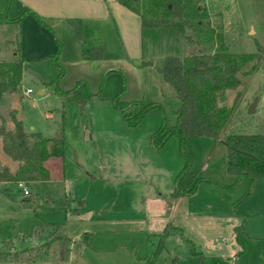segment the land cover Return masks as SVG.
Listing matches in <instances>:
<instances>
[{
  "label": "rangeland",
  "instance_id": "obj_1",
  "mask_svg": "<svg viewBox=\"0 0 264 264\" xmlns=\"http://www.w3.org/2000/svg\"><path fill=\"white\" fill-rule=\"evenodd\" d=\"M196 1L207 8L204 20L223 36V44L209 53L224 46L232 53L261 49L264 56V0ZM57 31L49 33L55 46L43 40V52H36L40 58L24 62L19 91L0 96V114L5 115H0V128L14 129L16 117L23 132L53 137L63 122L69 145L62 156L45 161L49 180L39 187L27 182L30 195H23L17 182L0 186V240L22 241L44 222H63L74 243L65 257L50 248L35 260L12 256L0 264H147L149 235L163 232L167 224L181 232L166 239L156 264H172L175 256L184 264H215L216 258L221 264H264V175L254 181L244 176L234 184L236 178L226 169V145L206 136L182 140L174 133L162 147H153L150 135L176 123L181 102L176 89L157 67L140 61L120 65L118 72H101L99 66L84 63L72 25L65 23ZM155 32L165 34L168 53L182 55L185 67L204 65L205 58L188 54L193 49L200 53L195 44L174 27ZM20 33L19 26L0 25V58L12 59L8 41L13 38L19 47ZM144 37L145 57L156 54L147 31ZM55 54L58 59L50 56ZM263 64L257 58L246 63L238 73L239 86L223 93L221 104L229 107L242 94L236 131L256 133L264 119ZM119 96L156 106L130 126L114 104ZM254 102L255 112L249 114ZM0 161L13 169L19 164L4 151L2 137ZM187 161L201 181L193 193L176 195V177ZM242 225L238 235L236 227ZM84 232L91 234L90 243L79 247Z\"/></svg>",
  "mask_w": 264,
  "mask_h": 264
},
{
  "label": "trees",
  "instance_id": "obj_2",
  "mask_svg": "<svg viewBox=\"0 0 264 264\" xmlns=\"http://www.w3.org/2000/svg\"><path fill=\"white\" fill-rule=\"evenodd\" d=\"M13 0H8L6 9L0 13V25L18 22L26 13L33 14L43 25L53 30L44 18L35 11L27 9L18 18H9V10ZM121 4L136 12L145 27H174L187 41L195 44L200 51L199 56L205 58L202 66L185 67L180 55H168L164 65L159 68L166 82L175 89L181 105L176 110V123L171 128L162 126L151 135L154 147H162L174 133H179L182 140L188 136H206L215 143L222 141L227 148L226 169L236 178V184L244 176L264 175V119L259 123L256 133L239 132L233 129L237 108L242 94L238 93L231 107L221 104V98L228 89L240 84L239 71L244 65L257 58L264 60L262 50L253 53H232L224 46L209 53L217 43L223 44V36L216 28L204 19L208 16L207 8L202 9L196 0H118ZM79 36L82 34V22L71 18ZM59 53V52H58ZM58 59V54L50 55ZM87 59L102 58V45L98 42L86 49ZM264 65V64H263ZM23 76V60H0V95L3 92L19 91ZM114 104L123 113L127 125H137L142 117L156 106L144 105L140 100L123 101L121 97L114 99ZM14 129L0 128L4 151L19 162L13 173L8 165L0 161V184L18 181L39 183L50 179V170L45 161L53 156H62L65 152V128L60 124L56 134L47 138L40 132L27 134L22 122L14 117ZM201 181L197 172L191 170L187 161L184 169L176 177L174 194H191ZM245 223V221H244ZM244 225L236 227L239 235ZM181 229L167 224L163 232L149 235L151 251L147 256V264H156L160 253L165 248L166 239L173 232ZM91 234L84 232L77 245L90 243ZM74 240L67 233L66 223L44 222L42 229L32 235H23L22 241L16 238L0 240V261L8 257L18 260H35L41 252L50 248L63 251L69 250ZM203 257L202 252H196ZM202 259V258H201ZM215 264L222 261L215 259ZM172 264H184L178 256Z\"/></svg>",
  "mask_w": 264,
  "mask_h": 264
},
{
  "label": "crops",
  "instance_id": "obj_3",
  "mask_svg": "<svg viewBox=\"0 0 264 264\" xmlns=\"http://www.w3.org/2000/svg\"><path fill=\"white\" fill-rule=\"evenodd\" d=\"M7 3L8 0H0V13L4 12ZM27 9H30L40 14L44 18L45 22L48 23L53 30L43 25L31 13H26L18 22L6 23L5 25H7L8 27H20L21 33L19 47H14L13 43L15 40H13V38L9 39L8 44L12 49V59L1 57L0 60L9 61L15 59H22L24 64V62H26L27 60L40 58L39 53L37 54L36 52H43V40H45V42H47L48 46H50L51 48L55 46L56 44H54L53 37L49 36V33H52L51 31H53L54 33L58 32V26L63 27L65 23L72 25L69 22V19L71 18H78L82 22L81 36L78 35L74 26H72L74 28L75 35L78 39L77 41H79V44H77L78 42H76L75 45L83 51V57L85 59L84 63L99 66L101 68V72H118L119 70H122V67L120 65L128 64L130 66L132 65L131 63H134V61H140L142 62L141 65L149 64L150 67L154 66L159 69L164 65V60L166 56L174 55L168 53L166 49V42L162 41L165 34L163 33L164 35H160L159 32H155L160 31L164 27L143 26L140 16L136 12L121 4L118 0H13L8 16L12 19L18 18ZM145 31H147V36L151 41L152 50H155L158 54H155L154 52L153 55L145 57V54L143 52V47L145 43ZM155 35L158 36L159 39H156V45V42H154ZM56 41L60 43L58 38L56 39ZM98 42L102 45V58L87 59L85 57L86 49L93 45H96ZM139 50L140 54H138ZM194 50L195 49L188 51V54L193 56H199V54L196 53V51ZM0 54H2L1 46ZM3 54L6 55L7 52H4ZM144 58H148V60L144 61ZM157 58L158 61H154ZM184 61L185 59H183V62ZM143 69L144 68H142V70ZM29 89L31 88H28L26 90V93ZM43 91L44 90L41 89V92ZM180 105L181 102L178 107ZM0 115L2 116L3 114ZM12 126H14V124ZM59 126L60 125H58L57 130ZM151 135L150 142L154 147ZM68 145L69 142L67 141V138L65 136V150H67ZM75 147H77V145H75ZM99 151L101 150L99 149ZM102 161H104L103 158ZM18 167L19 164L18 166H15L14 169H10L13 173H15ZM103 167L104 166H100L99 168L106 169L105 167ZM84 170L87 171V169L85 168ZM40 183L41 182H39V186L41 185ZM6 185L7 183L0 184V186ZM71 200L73 201L74 198H72Z\"/></svg>",
  "mask_w": 264,
  "mask_h": 264
},
{
  "label": "built area",
  "instance_id": "obj_4",
  "mask_svg": "<svg viewBox=\"0 0 264 264\" xmlns=\"http://www.w3.org/2000/svg\"><path fill=\"white\" fill-rule=\"evenodd\" d=\"M31 91V89L28 90V92ZM17 185L19 186V188L22 190L23 195L27 196L30 195V190L27 186V182L25 181H18Z\"/></svg>",
  "mask_w": 264,
  "mask_h": 264
},
{
  "label": "water",
  "instance_id": "obj_5",
  "mask_svg": "<svg viewBox=\"0 0 264 264\" xmlns=\"http://www.w3.org/2000/svg\"><path fill=\"white\" fill-rule=\"evenodd\" d=\"M248 112H249V114L255 112V102L251 104ZM20 133L22 134L23 131L21 130ZM34 185H35V187H39V183H35Z\"/></svg>",
  "mask_w": 264,
  "mask_h": 264
}]
</instances>
